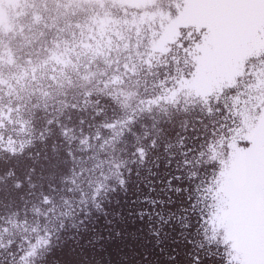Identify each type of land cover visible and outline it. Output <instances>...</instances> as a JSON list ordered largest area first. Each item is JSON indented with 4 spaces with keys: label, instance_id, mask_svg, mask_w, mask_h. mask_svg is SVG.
<instances>
[{
    "label": "flooded vegetation",
    "instance_id": "obj_1",
    "mask_svg": "<svg viewBox=\"0 0 264 264\" xmlns=\"http://www.w3.org/2000/svg\"><path fill=\"white\" fill-rule=\"evenodd\" d=\"M184 4L0 0V264H47L127 210L201 238L194 177L263 115L264 50L213 80L210 44L181 48Z\"/></svg>",
    "mask_w": 264,
    "mask_h": 264
},
{
    "label": "snow or ice",
    "instance_id": "obj_2",
    "mask_svg": "<svg viewBox=\"0 0 264 264\" xmlns=\"http://www.w3.org/2000/svg\"><path fill=\"white\" fill-rule=\"evenodd\" d=\"M201 2L208 9V14L187 22L192 26L186 28L183 33L186 39L181 41V48L186 49V54L192 47L199 46L202 40L204 43L212 42L218 29L228 26L243 24L250 32L264 35V0H201ZM257 55L264 57V52L258 51ZM236 143L248 153L259 150L251 133ZM227 152L228 148L225 146V155ZM202 169L196 173L194 179L197 181V192L203 190V199L193 207V211L196 213V234L200 236L203 232V235L195 242V247L187 252L188 264H264V198L244 217L247 228V243L244 247L238 242V233L234 230L226 231L228 225L214 230L209 239L208 224L212 214L220 217L225 209L232 211L230 208L232 166L224 159L214 158L204 164ZM187 243H193L190 237Z\"/></svg>",
    "mask_w": 264,
    "mask_h": 264
},
{
    "label": "water",
    "instance_id": "obj_3",
    "mask_svg": "<svg viewBox=\"0 0 264 264\" xmlns=\"http://www.w3.org/2000/svg\"><path fill=\"white\" fill-rule=\"evenodd\" d=\"M207 14L208 9L201 0H185L183 10L176 17L175 24H187ZM209 44L212 50L207 54L209 60L205 61L206 67L215 73L213 80L218 77L220 82L232 69L242 65L243 56L255 50H264V35L250 32L245 25L240 24L218 29L215 39ZM201 81V78H197V83L201 84ZM210 83L211 80L206 82L207 85ZM242 130L243 138H247L249 133L252 134L259 150L248 153L236 142L230 145L228 163L232 166L230 174L232 211L225 209L220 217L213 213L211 223H215L218 229L228 225L226 231L234 230L238 233V242L244 247L247 243L244 217L264 198V113L257 118L256 123L251 119L248 123L245 122Z\"/></svg>",
    "mask_w": 264,
    "mask_h": 264
},
{
    "label": "rangeland",
    "instance_id": "obj_4",
    "mask_svg": "<svg viewBox=\"0 0 264 264\" xmlns=\"http://www.w3.org/2000/svg\"><path fill=\"white\" fill-rule=\"evenodd\" d=\"M128 211L121 224L104 228L95 220L77 231L81 238L65 240L47 264H188L187 252L195 247L187 243L189 231L152 230L145 214Z\"/></svg>",
    "mask_w": 264,
    "mask_h": 264
},
{
    "label": "trees",
    "instance_id": "obj_5",
    "mask_svg": "<svg viewBox=\"0 0 264 264\" xmlns=\"http://www.w3.org/2000/svg\"><path fill=\"white\" fill-rule=\"evenodd\" d=\"M66 233H67V237H68V238L66 237L65 240L69 239V237L71 238V236H73V237L75 238L74 240H79V239L81 238V237H76V236H77L76 234L78 233L77 231H73V232H72L73 234H72L71 236H69L71 232H66ZM61 240H62V237L60 236L59 239H58V241H61ZM58 246H61V243H60V244L58 243ZM55 252H56V251H55ZM11 264H12V263H11Z\"/></svg>",
    "mask_w": 264,
    "mask_h": 264
}]
</instances>
